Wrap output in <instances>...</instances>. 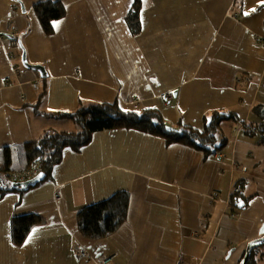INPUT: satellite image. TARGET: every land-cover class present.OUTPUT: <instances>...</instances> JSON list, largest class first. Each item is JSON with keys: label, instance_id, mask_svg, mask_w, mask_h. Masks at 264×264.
I'll return each mask as SVG.
<instances>
[{"label": "crops", "instance_id": "crops-1", "mask_svg": "<svg viewBox=\"0 0 264 264\" xmlns=\"http://www.w3.org/2000/svg\"><path fill=\"white\" fill-rule=\"evenodd\" d=\"M38 1L0 0V148L78 131L46 114L82 102L153 108L170 126L199 129L214 110L262 120L264 111L254 112L264 105L261 0H142L138 35L126 21L134 0H61L67 14L51 35ZM220 134L227 141L209 156L128 128L65 148L51 178L0 193V264H82L90 258L78 260L81 248L90 257L117 253L115 264H241L247 244L264 235V141L234 119ZM241 181L248 201L240 209L230 201ZM120 190L130 192L125 222L108 237H84L78 211ZM28 213L45 222L16 246L11 220Z\"/></svg>", "mask_w": 264, "mask_h": 264}, {"label": "trees", "instance_id": "trees-1", "mask_svg": "<svg viewBox=\"0 0 264 264\" xmlns=\"http://www.w3.org/2000/svg\"><path fill=\"white\" fill-rule=\"evenodd\" d=\"M242 2V0H241ZM142 0L134 3L126 17L127 24L133 35L142 31L141 10ZM34 11L46 34L54 33V22L63 19L67 14L66 5L61 0H41L34 4ZM38 113L43 112L35 105ZM264 111V105H258L254 112ZM54 118H68L78 126V131H46L41 137L14 146L0 148V193L5 195L11 191H26L27 188H13L14 182L21 180L15 178L18 171H22L33 164L39 163L41 171L46 174L45 180L51 178L54 168L61 162L63 151L70 147L79 151L91 142L93 134L105 129L128 128L136 129L149 134L161 136L167 143H182L204 151L207 156L220 149L227 141L221 138L220 123L226 119L240 122L249 136L261 135L264 141V116L257 124L241 121L236 115H227L214 110L203 118V128L179 124L170 126L161 112L153 108L141 111L125 110L117 103L92 102L84 104L72 112L47 113ZM43 182V181H42ZM41 183V182H40ZM243 181L238 184L239 189L231 195V204L244 208L248 198L243 196ZM39 184V183H38ZM37 184V185H38ZM247 199V200H246ZM130 203V192L120 190L110 197L96 203L87 204L78 211L77 223L81 234L89 239H101L110 236L127 219ZM45 219L35 213L14 216L11 220L12 240L16 246L25 243L32 229L43 224ZM264 244V242L262 243ZM260 244V245H262ZM251 252L247 264H257L259 260V247Z\"/></svg>", "mask_w": 264, "mask_h": 264}, {"label": "water", "instance_id": "water-1", "mask_svg": "<svg viewBox=\"0 0 264 264\" xmlns=\"http://www.w3.org/2000/svg\"><path fill=\"white\" fill-rule=\"evenodd\" d=\"M23 62L24 64L34 70H37L41 73L42 76L46 77L47 76V72L45 70V67L42 66L41 64H31L26 55H23ZM46 178V174L43 172H40L39 174H37L36 176H34L33 178H30L28 180L25 181H19V182H14L12 187L17 189V188H27L29 186H36L38 183L44 181ZM264 242V235L256 238L254 240H251L246 247L245 250V254L243 257V260L241 262V264H247L251 255V252L254 248L258 247L260 244H262Z\"/></svg>", "mask_w": 264, "mask_h": 264}, {"label": "built area", "instance_id": "built-area-1", "mask_svg": "<svg viewBox=\"0 0 264 264\" xmlns=\"http://www.w3.org/2000/svg\"><path fill=\"white\" fill-rule=\"evenodd\" d=\"M40 171H41V167H40L39 163H36V164H33L32 166H30V167H28L22 171H18L15 174V178H17L21 181H25V180H28V179L36 176L37 174L40 173ZM56 198L57 199L61 198V194L59 192L56 193ZM116 255H117V253L110 254V255H99L96 257H90L89 252L86 249L81 248V249H79V251L77 253V258L79 261H82L86 258H90V260L88 262L82 263V264H115V263H113V260H114Z\"/></svg>", "mask_w": 264, "mask_h": 264}, {"label": "rangeland", "instance_id": "rangeland-1", "mask_svg": "<svg viewBox=\"0 0 264 264\" xmlns=\"http://www.w3.org/2000/svg\"><path fill=\"white\" fill-rule=\"evenodd\" d=\"M259 254H263L264 255V244L260 245V247H259Z\"/></svg>", "mask_w": 264, "mask_h": 264}, {"label": "snow or ice", "instance_id": "snow-or-ice-1", "mask_svg": "<svg viewBox=\"0 0 264 264\" xmlns=\"http://www.w3.org/2000/svg\"><path fill=\"white\" fill-rule=\"evenodd\" d=\"M261 3H264V0H261ZM247 15V13H245ZM35 231V230H34Z\"/></svg>", "mask_w": 264, "mask_h": 264}]
</instances>
